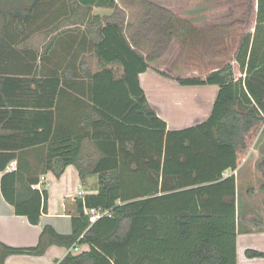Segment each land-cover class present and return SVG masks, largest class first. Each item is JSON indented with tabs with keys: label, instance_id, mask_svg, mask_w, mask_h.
Wrapping results in <instances>:
<instances>
[{
	"label": "trees",
	"instance_id": "obj_1",
	"mask_svg": "<svg viewBox=\"0 0 264 264\" xmlns=\"http://www.w3.org/2000/svg\"><path fill=\"white\" fill-rule=\"evenodd\" d=\"M43 1L35 0L33 6ZM78 1L86 7L113 10L104 20L93 18L99 24L100 39L94 52L104 69L87 74L92 81L87 94L92 109L81 118L89 120L84 127L89 132H55L57 140L51 143L44 173L54 171L60 177L68 165H75L82 181L96 177L97 194L87 195L84 205L109 215L94 223L85 213L74 216L70 235L46 227L35 247L0 242V264L14 255L42 256L51 245L69 250L82 244H88L90 251L77 256L69 253L58 264H237L236 182L233 176L225 179L223 175L238 169L264 129V0H256L252 13L254 33L246 34L232 55L240 77L227 62L205 79L176 78L182 86L219 87L211 116L176 131L168 130L151 108L139 76L154 69L172 78L154 64L166 57L174 43L185 48L198 33L207 35L217 28L197 26L154 0ZM135 5L141 9L138 20L128 12ZM21 17L5 15L3 22H22ZM13 52L16 48L0 46V54ZM72 63L65 70L70 72ZM61 83L60 76L0 78V91L10 87L21 93L25 84H35V92L53 107L56 97L65 94ZM63 86L71 87L66 80ZM19 93L12 97L21 98ZM49 137L50 132L44 141ZM87 138L94 141L102 157L82 155ZM13 157L0 150V172ZM258 170L264 192V160ZM33 184L38 179L28 181L17 171L3 177L2 190L17 215L38 225L48 211V194L43 192L42 205L41 194L31 189ZM251 223L264 227L258 218ZM246 256L264 258L252 250Z\"/></svg>",
	"mask_w": 264,
	"mask_h": 264
},
{
	"label": "crops",
	"instance_id": "obj_2",
	"mask_svg": "<svg viewBox=\"0 0 264 264\" xmlns=\"http://www.w3.org/2000/svg\"><path fill=\"white\" fill-rule=\"evenodd\" d=\"M34 2L0 0V46L16 48L15 53L0 54V78L43 80L60 76L61 87L66 91L56 97L53 107H49V99L43 101L35 92V84H25L21 93L10 87L0 91V150L14 156L5 171L0 172V242L20 248L37 246L46 227L61 235L72 234L73 217L82 215L78 200L97 194V178L82 181L75 165H68L60 177L54 171L44 173V169L51 143L57 140L55 132H89L84 130L89 120L81 118L92 109L87 98L92 81L87 74L104 69L94 52L100 39L99 24L94 23L93 18L99 16L104 20L105 16L113 14L109 8L86 7L78 0H44L33 6ZM5 15L22 16V22L5 24ZM104 26L103 21L101 27ZM69 62H73L70 72L65 70ZM82 62L86 65H81ZM64 80L70 83V88L63 86ZM139 82L151 108L167 123L170 131L205 122L212 114L219 91L218 86L212 85L180 87L151 69L140 74ZM145 85L157 96L150 99ZM14 93L21 94V98L12 97ZM178 99L183 105L175 103ZM49 132L50 137L44 141ZM82 145L84 157H102L93 140L87 138ZM263 160L264 129L238 169H229L223 175L225 179L233 176L236 182L237 264H264V258L246 256L248 250L264 254V227L256 228L251 223L254 218L264 223V192L260 189L262 180L258 170ZM17 171L28 181L38 179V184H33L31 189L41 194L42 205L43 192L48 194V211L42 214L38 225H32L27 216L17 215L14 205L4 196L3 177ZM226 200L227 197L223 201ZM86 210L85 207L84 213ZM89 251L88 244L69 250L51 245L42 256L14 255L4 264H58L69 253L77 256Z\"/></svg>",
	"mask_w": 264,
	"mask_h": 264
},
{
	"label": "rangeland",
	"instance_id": "obj_3",
	"mask_svg": "<svg viewBox=\"0 0 264 264\" xmlns=\"http://www.w3.org/2000/svg\"><path fill=\"white\" fill-rule=\"evenodd\" d=\"M154 1L173 8L179 17L190 20L197 26L202 28L215 26L217 28V31L210 32L207 35L198 33L195 38L188 41L185 48L178 42L174 43L166 57L160 61L161 63L154 64L174 78L161 75L162 77L172 80L181 87L182 85L176 78L198 77L205 79L212 71L219 69L227 62L233 64L236 76H241L232 55L239 41L246 34L254 33L255 22L252 13L257 8L256 0ZM128 12L131 18L138 20L141 9L135 5ZM109 16H112V13ZM105 18H108V16H105ZM151 70L158 73L154 69ZM147 92L150 99L157 96L156 92L151 94V88H147ZM174 101L183 105L181 99ZM182 105H179V107H182Z\"/></svg>",
	"mask_w": 264,
	"mask_h": 264
},
{
	"label": "built area",
	"instance_id": "obj_4",
	"mask_svg": "<svg viewBox=\"0 0 264 264\" xmlns=\"http://www.w3.org/2000/svg\"><path fill=\"white\" fill-rule=\"evenodd\" d=\"M85 215L89 218L90 223H94L96 222L99 218L103 217V216H107L109 215L108 212L106 211H102L100 209L96 210V209H87L85 211Z\"/></svg>",
	"mask_w": 264,
	"mask_h": 264
},
{
	"label": "water",
	"instance_id": "obj_5",
	"mask_svg": "<svg viewBox=\"0 0 264 264\" xmlns=\"http://www.w3.org/2000/svg\"><path fill=\"white\" fill-rule=\"evenodd\" d=\"M78 203H79V205H80V211H81V214L82 215H84V200L82 199V198H80L79 200H78Z\"/></svg>",
	"mask_w": 264,
	"mask_h": 264
},
{
	"label": "bare ground",
	"instance_id": "obj_6",
	"mask_svg": "<svg viewBox=\"0 0 264 264\" xmlns=\"http://www.w3.org/2000/svg\"><path fill=\"white\" fill-rule=\"evenodd\" d=\"M145 87H146V89L149 88L148 86H145Z\"/></svg>",
	"mask_w": 264,
	"mask_h": 264
}]
</instances>
